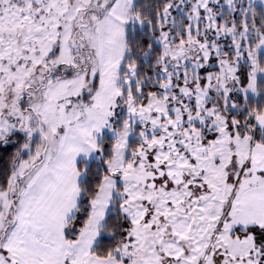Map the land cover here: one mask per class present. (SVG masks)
<instances>
[{"label":"snow or ice","instance_id":"1","mask_svg":"<svg viewBox=\"0 0 264 264\" xmlns=\"http://www.w3.org/2000/svg\"><path fill=\"white\" fill-rule=\"evenodd\" d=\"M0 264H264V0H0Z\"/></svg>","mask_w":264,"mask_h":264}]
</instances>
